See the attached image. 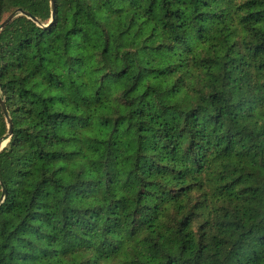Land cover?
Wrapping results in <instances>:
<instances>
[{
	"label": "trees",
	"instance_id": "trees-1",
	"mask_svg": "<svg viewBox=\"0 0 264 264\" xmlns=\"http://www.w3.org/2000/svg\"><path fill=\"white\" fill-rule=\"evenodd\" d=\"M55 11L0 0V264H264V0Z\"/></svg>",
	"mask_w": 264,
	"mask_h": 264
},
{
	"label": "water",
	"instance_id": "water-1",
	"mask_svg": "<svg viewBox=\"0 0 264 264\" xmlns=\"http://www.w3.org/2000/svg\"><path fill=\"white\" fill-rule=\"evenodd\" d=\"M51 5H52V20L54 19L55 17V0H51ZM20 13H26L24 12L22 9L19 10ZM15 16V14H11L1 25H0V30L3 29L12 19L13 17ZM1 106H2V110L4 112V115L6 117V120L8 122V133H7V137L10 138L12 135H13V129H12V119L10 118L9 116V113H8V110H7V107H6V104L3 100H1ZM3 144L2 142H0V151L3 147ZM5 190V189H4ZM3 199V196L1 197L0 201Z\"/></svg>",
	"mask_w": 264,
	"mask_h": 264
},
{
	"label": "rangeland",
	"instance_id": "rangeland-1",
	"mask_svg": "<svg viewBox=\"0 0 264 264\" xmlns=\"http://www.w3.org/2000/svg\"><path fill=\"white\" fill-rule=\"evenodd\" d=\"M20 14H21V13H20ZM16 15L18 16L19 14L17 13ZM9 139H10V138H7V139H5V140H0V142L4 143L2 149H3L4 147H6V145H7L8 141H9ZM2 149H1V150H2Z\"/></svg>",
	"mask_w": 264,
	"mask_h": 264
}]
</instances>
